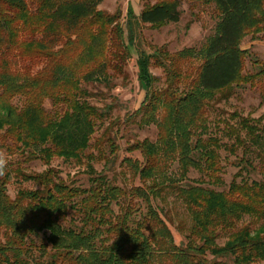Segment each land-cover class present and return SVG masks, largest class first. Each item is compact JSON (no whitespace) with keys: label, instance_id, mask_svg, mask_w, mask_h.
Listing matches in <instances>:
<instances>
[{"label":"trees","instance_id":"16d2710c","mask_svg":"<svg viewBox=\"0 0 264 264\" xmlns=\"http://www.w3.org/2000/svg\"><path fill=\"white\" fill-rule=\"evenodd\" d=\"M103 1L0 0V150L9 157L0 176V264L42 259L44 264H154L159 253L174 264L264 263V116L234 112L219 121L227 143L206 137V113L216 94L227 100L235 87L253 86L264 77V63L258 73L243 74L246 52L240 49L247 34L264 31V0H185L212 4L219 14L215 34L202 49L175 56L165 48L150 54L137 50L144 99L127 119L158 131L154 143L135 141L126 148L143 160L141 165L124 161L138 186H118L117 175L108 178L107 168L117 161L112 136L119 121L110 122L95 141L98 156L86 155L97 126L113 110L92 105L87 87L108 86L110 77L124 75L135 44L131 23L151 30L176 24L183 0H141L139 16L128 5L127 38L122 12L99 10ZM187 59L201 64L182 87L177 65ZM151 66L162 70L165 88H155L159 80ZM104 144L111 158L103 154ZM221 151L236 158L238 169L226 191L213 189L224 185ZM54 158L85 162L88 188L59 180L50 165ZM98 159L105 161L101 172L91 164ZM37 161L46 169L26 173L23 167ZM171 162H177L178 180L165 172ZM191 170L204 179L188 183ZM11 177L35 188L20 187L11 198ZM166 192L175 193L191 221L185 247L172 246V235L153 206ZM141 206L145 212L137 221ZM244 218L249 223L239 227ZM222 236L226 242L218 246Z\"/></svg>","mask_w":264,"mask_h":264},{"label":"rangeland","instance_id":"374dc122","mask_svg":"<svg viewBox=\"0 0 264 264\" xmlns=\"http://www.w3.org/2000/svg\"><path fill=\"white\" fill-rule=\"evenodd\" d=\"M128 5L133 9L134 15L139 16L142 10V2L139 0H104L99 6V10L114 14L117 9L122 12L120 24L123 25L125 38H127V19L126 10ZM181 17L176 24L165 25L158 30H151L148 26H135L131 23L132 36L135 37L134 48L131 49L132 59L127 63L124 69V75L118 77H110L109 85L105 83L101 85H90L88 91L93 94L89 102L97 108L104 106H113L110 118L103 121L96 128L93 135L90 148L86 151V155L98 156L95 141L101 137L104 130L109 126L110 122H118L113 128V136L115 144L118 147L117 161L114 165L109 166L108 178L112 179L117 175L115 183L118 186L127 184L128 186H138L139 182H132V170L130 166L125 165V160L137 162L139 165L143 163L139 153H128L126 148L135 141L148 140L154 143L157 140L158 131L155 126L139 127L132 122H128V117L139 109L143 99L144 91L139 88L137 81V66L138 52L143 51L145 54L152 53L153 49L165 48L170 56H175L184 50H193L196 54L202 49L207 40L215 34V28L219 21V14L212 4L202 2L181 1L180 5ZM134 25V26H133ZM240 49L246 52L244 63V75L251 76L259 72L260 64L264 63V31L247 34L241 41ZM257 62V64H256ZM200 62L195 59H187L178 61V70L183 75L182 87H186L195 77L200 66ZM151 74L159 81L155 84V88L161 90L165 88V77L161 69L156 66H151ZM112 87L109 89V87ZM181 87V88H182ZM264 77H259L253 86L251 83L235 87L232 96L227 100L220 99V95L216 94V100L211 102V106L207 109V117L209 121V133L206 137H221L222 143H227V139L221 134L223 124L219 123L222 120H227L230 114L234 112L241 116H250L254 119L264 116ZM14 105L19 106V99L13 101ZM48 112L52 111V106L49 101L44 104ZM264 125V120H263ZM219 128V129H218ZM221 129V130H220ZM103 154L106 158H111L109 155L108 145L104 144ZM221 165L224 169L222 175L223 187L213 188L217 191H226L232 180L233 175L238 171L236 167V158L229 156L224 151L220 152ZM240 155V153L238 154ZM106 159V160H107ZM18 159L12 160L15 162ZM11 161V162H12ZM96 172H101L105 168L104 160H97L91 163ZM51 168L59 172V180L65 181L67 184H73L76 187L88 188V178L84 174L87 167L85 162L78 164L73 160L64 161L61 158H54L51 161ZM26 173H41L46 167L40 162H33L25 165ZM167 169V170H166ZM165 172L171 178L178 180V165L177 162L168 163ZM253 178L258 179L254 176ZM188 183L204 179L203 175L191 170L187 175ZM186 181L180 183L184 185ZM34 189L30 183H21L11 177L8 185V195L14 198L19 188ZM153 206L160 210L161 218L166 223L173 239L172 246L185 247L187 244L186 236L189 234L191 221L187 215L184 205L176 198L175 193L166 192L160 198L153 202ZM115 213L118 208L113 206ZM140 212L135 215L138 221L140 214L145 212L144 206L139 207ZM249 220L244 218L238 225L239 227L248 224ZM48 234L41 235V238H47ZM226 238L222 236L217 240L218 246H223ZM38 244V243H37ZM158 248V247H156ZM159 253V252H158ZM212 260L211 256L207 257ZM224 260H218L223 262ZM154 264H174L172 258L167 254H156L153 258ZM31 264H44L43 259L39 263L35 260ZM228 264H232L228 262ZM264 264V263H258Z\"/></svg>","mask_w":264,"mask_h":264},{"label":"clouds","instance_id":"9594fccd","mask_svg":"<svg viewBox=\"0 0 264 264\" xmlns=\"http://www.w3.org/2000/svg\"><path fill=\"white\" fill-rule=\"evenodd\" d=\"M8 163H9L8 154L5 151L0 150V176L6 174Z\"/></svg>","mask_w":264,"mask_h":264},{"label":"crops","instance_id":"0c3cea01","mask_svg":"<svg viewBox=\"0 0 264 264\" xmlns=\"http://www.w3.org/2000/svg\"><path fill=\"white\" fill-rule=\"evenodd\" d=\"M137 2H139V0H137Z\"/></svg>","mask_w":264,"mask_h":264}]
</instances>
